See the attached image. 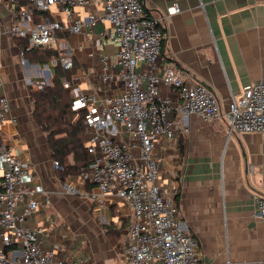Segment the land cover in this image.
<instances>
[{
    "label": "crops",
    "instance_id": "crops-1",
    "mask_svg": "<svg viewBox=\"0 0 264 264\" xmlns=\"http://www.w3.org/2000/svg\"><path fill=\"white\" fill-rule=\"evenodd\" d=\"M103 1L91 0L87 7L76 8L81 17L91 12L97 21L89 31L59 32V41L53 47L60 57L71 56L77 63L72 87L98 96L118 93L122 86L117 76V45L108 37L111 26L102 17ZM142 3L150 16L159 19L166 35L159 69L168 67L190 82L205 84L216 94L221 110L228 107L231 94L237 97L244 87L264 79V0ZM172 4H177L179 11L167 20L160 19ZM11 21L10 8L0 0V25L9 27ZM19 49L13 38L3 36L0 94L9 99L17 120L0 126V143L30 162L34 179L28 189L36 184L44 189L29 193L39 205L27 222L41 225V247L53 250L57 259L79 264H119L126 247L131 209L114 196H107L105 205L98 209L86 195L95 190L93 184L81 181L77 175L61 180L53 167L46 135L33 121V104L23 89L24 76L38 88L41 82L35 77L43 74L49 83L51 76L35 63L22 67ZM104 56L115 75L106 82L101 80L106 71ZM137 68L145 70L147 66L140 62ZM160 90L162 96L176 99L173 89ZM185 122L188 131L175 139L157 137L154 142L157 184L173 198L204 264H264V218L259 217L254 203V194L264 196V133L228 135L221 118L208 124L194 114L187 115ZM115 140L132 139L118 126ZM69 162L71 158H66L65 163ZM63 182H70L77 192L65 193ZM87 222L97 227L87 229Z\"/></svg>",
    "mask_w": 264,
    "mask_h": 264
},
{
    "label": "built area",
    "instance_id": "built-area-1",
    "mask_svg": "<svg viewBox=\"0 0 264 264\" xmlns=\"http://www.w3.org/2000/svg\"><path fill=\"white\" fill-rule=\"evenodd\" d=\"M2 1L10 8L12 21L9 27L0 25V51L3 36L26 38L29 47H54L59 32L89 31L97 21L93 13L81 17L75 10L87 7L91 0ZM102 9V17L111 26L108 37L117 45V76L122 86L118 93L98 96L80 93L72 87L73 81L63 80V85L75 93L73 109L86 111L85 151L89 163L77 177L95 187L86 195L98 209L105 205L107 196L125 201L131 209L119 264H204L173 198L157 184L154 142L157 137L175 139L188 131L185 117L192 114L208 124L221 118L228 135L264 133V79L244 87L237 97L231 94L228 107L221 110L216 94L205 84L190 82L168 67L159 69L166 35L159 19L145 11L142 0H104ZM178 11L177 4H172L160 19L167 20ZM20 55L21 63L28 65L22 51ZM102 60L106 71L101 80L106 82L115 75L108 68L107 56ZM140 62L146 64L145 70L137 68ZM59 63L69 69L73 59L61 56ZM42 70H49L48 65ZM1 76L0 66V87ZM162 87L173 89L176 99L162 96ZM16 120L9 99L0 94V126ZM118 126L128 133L131 142L115 140ZM53 167L60 169L61 165L54 160ZM33 179L30 162L0 143V264H79L57 259L53 250L42 248L43 228L28 224L39 205L29 193L44 190L40 184L29 190L27 185ZM61 187L65 193L77 192L70 182H63ZM254 203L257 214L264 218V196L254 194Z\"/></svg>",
    "mask_w": 264,
    "mask_h": 264
},
{
    "label": "trees",
    "instance_id": "trees-1",
    "mask_svg": "<svg viewBox=\"0 0 264 264\" xmlns=\"http://www.w3.org/2000/svg\"><path fill=\"white\" fill-rule=\"evenodd\" d=\"M34 13H41L34 11ZM47 16V13H43ZM29 63L39 66L47 64L51 69V79L42 88H32L29 98L33 104L32 118L38 128L45 133L52 159L61 165L58 170L61 180L65 176L77 175L89 163L85 151L86 124L85 110H74V94L63 85L73 81L77 63L64 69L59 63V52L53 47H29L26 38H13ZM66 158L71 162L65 163ZM108 230V228H107Z\"/></svg>",
    "mask_w": 264,
    "mask_h": 264
},
{
    "label": "rangeland",
    "instance_id": "rangeland-1",
    "mask_svg": "<svg viewBox=\"0 0 264 264\" xmlns=\"http://www.w3.org/2000/svg\"><path fill=\"white\" fill-rule=\"evenodd\" d=\"M15 40V39H14ZM20 50V49H19ZM20 52H21V50H20ZM24 57V56H23ZM18 58H19V61L21 62V55L20 54H18ZM24 59L27 61V59L24 57ZM28 62V61H27ZM22 64V63H21ZM29 64H31V63H29L28 62V65ZM26 66V65H25ZM23 64H22V67H25ZM44 68V65H42V66H39V69H43ZM41 76H38V77H35V79H36V81H38V82H41V84L42 85H45V83H46V78L45 77H43V74H40ZM32 78V77H31ZM26 78H25V76L23 77V83H24V85H25V87L23 86V89H25L26 90V93L28 94V95H30V90L32 89V88H38V86H37V84H35L33 81H31V82H26V80H25ZM48 79H51V77L50 78H48ZM9 132H11L12 133V130L11 131H9ZM158 179V178H157ZM83 220L86 222V219L85 218H83ZM98 220V219H97ZM99 221V220H98ZM129 224V223H128ZM128 224H127V226H128ZM97 227V225H95L94 223H88L87 222V229H90V230H93V229H95Z\"/></svg>",
    "mask_w": 264,
    "mask_h": 264
},
{
    "label": "water",
    "instance_id": "water-1",
    "mask_svg": "<svg viewBox=\"0 0 264 264\" xmlns=\"http://www.w3.org/2000/svg\"><path fill=\"white\" fill-rule=\"evenodd\" d=\"M46 74L49 76L50 75V71L49 70H45ZM46 84H48V82L46 81ZM42 84L40 85V88H42Z\"/></svg>",
    "mask_w": 264,
    "mask_h": 264
}]
</instances>
